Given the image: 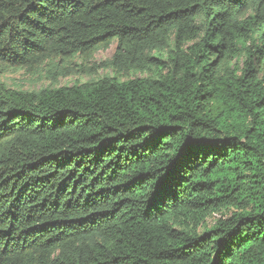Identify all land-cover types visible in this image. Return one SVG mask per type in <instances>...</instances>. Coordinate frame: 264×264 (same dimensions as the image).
Listing matches in <instances>:
<instances>
[{"label":"trees","instance_id":"trees-1","mask_svg":"<svg viewBox=\"0 0 264 264\" xmlns=\"http://www.w3.org/2000/svg\"><path fill=\"white\" fill-rule=\"evenodd\" d=\"M114 43L0 87V264H264V0H0L6 70Z\"/></svg>","mask_w":264,"mask_h":264},{"label":"rangeland","instance_id":"rangeland-1","mask_svg":"<svg viewBox=\"0 0 264 264\" xmlns=\"http://www.w3.org/2000/svg\"><path fill=\"white\" fill-rule=\"evenodd\" d=\"M117 43H114L109 50L99 51L92 61L83 62L81 59H75L71 62L58 63L59 68H54L52 64L46 63L37 68L23 69L19 71L6 70L0 67V87L10 91L33 92L47 88L59 89L62 87H73L83 85L90 80H98L104 76H111V71L98 70V66L114 56ZM135 77L133 74L122 78V81ZM137 77H146L139 74ZM231 212H225L226 219L231 217ZM221 214H217L208 220L207 225H214Z\"/></svg>","mask_w":264,"mask_h":264}]
</instances>
